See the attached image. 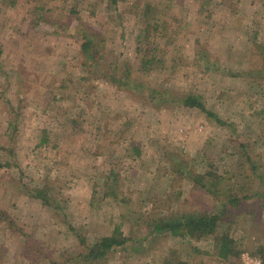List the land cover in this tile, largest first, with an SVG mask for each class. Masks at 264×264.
Masks as SVG:
<instances>
[{
	"label": "rangeland",
	"instance_id": "1",
	"mask_svg": "<svg viewBox=\"0 0 264 264\" xmlns=\"http://www.w3.org/2000/svg\"><path fill=\"white\" fill-rule=\"evenodd\" d=\"M77 31L101 44L98 65L82 66ZM0 50V264H217L212 236L146 235L150 218L228 195L241 200L218 231L244 248L240 264L260 258L264 0H0ZM188 93L215 116L179 106ZM163 152L186 172L215 160L230 194L183 180L176 199ZM116 226L127 241L88 257Z\"/></svg>",
	"mask_w": 264,
	"mask_h": 264
},
{
	"label": "trees",
	"instance_id": "2",
	"mask_svg": "<svg viewBox=\"0 0 264 264\" xmlns=\"http://www.w3.org/2000/svg\"><path fill=\"white\" fill-rule=\"evenodd\" d=\"M2 2H5L6 0H1ZM15 0H10V3H14ZM147 31V30H146ZM145 31V32H146ZM150 33V32H149ZM79 39H81L80 42V53L82 55L83 61L82 66H85L87 62H90V67L98 65L100 63V60L102 58L101 51L99 49L101 44H98L92 37L91 33H78L77 35ZM147 37H149V34H147ZM1 51V50H0ZM154 57L149 56L146 58L144 56L141 59L140 67L143 69L148 64L154 63ZM264 66V62L261 67ZM257 71L262 73L264 70L262 68H257ZM250 74V73H248ZM261 76V74H259ZM123 78H115L114 81L118 83V85H122L121 82ZM260 79V78H259ZM166 93V92H164ZM160 93L155 91L152 94V97L154 98V95H159ZM167 94V93H166ZM176 103L180 106L185 107H196L199 108L202 111H205L209 115L215 116L212 112L206 110L204 103L201 100L200 94L195 93H188L183 96H177L175 98ZM218 121L221 122L217 118ZM47 140V138H44L43 141ZM162 155H164L165 161H167L170 165L167 171H169V175L167 176L169 178V186L176 190L177 196L181 193V189L183 187V180L188 181L190 183V186L192 188H201L205 189L210 195L216 197V193L220 190V188L226 189V195L230 194V189L226 185L228 184V181L230 180V176L224 177L220 173V171H217L218 166L216 165L215 160L209 159L206 162L207 168L202 171L198 172L193 168L187 169V162H183V160L178 161H172L169 158L166 152H163ZM192 167V166H190ZM226 173L229 172V170L225 171ZM226 181V184H224L223 181ZM104 185L107 187V189L110 186V183L108 180L104 181ZM42 189H34L33 190V196L36 198L41 199L43 202H47V192L45 191V194H42ZM109 192V193H107ZM107 195L111 196L114 200L117 199L116 195L109 189L107 191ZM175 192V193H176ZM224 192V191H223ZM113 193V194H112ZM261 195H264V191L261 193ZM241 200V198H233L232 195L227 196V200L223 201L219 208H212L211 210L207 211H190L188 213H183L177 217H169V218H163V219H153L150 218V226L148 227V235H146V238L149 236L156 237L157 235H166L170 238H183V239H193L198 240L202 237L206 236H212L213 237V249H214V257L215 260L213 262L219 264V263H226V264H240V256L243 252L244 248H241L237 241L233 239L228 232H219L218 227L221 222V214H225L226 211V205L233 204L237 205V203ZM1 217H5V214H1ZM127 239L123 236L122 230H120V226H116L113 229V232L110 235L104 236L100 239V241L94 243L91 248H89V251L87 253L88 257H91L93 259H98L101 257H105L106 254L115 246H121L123 245ZM252 254L258 255L263 263H264V247L260 246V248H257L256 250L251 251ZM214 258H212L213 260ZM171 260H166L165 264H171ZM186 264H193L194 261L187 262L183 261ZM197 264H201L198 262Z\"/></svg>",
	"mask_w": 264,
	"mask_h": 264
},
{
	"label": "built area",
	"instance_id": "3",
	"mask_svg": "<svg viewBox=\"0 0 264 264\" xmlns=\"http://www.w3.org/2000/svg\"><path fill=\"white\" fill-rule=\"evenodd\" d=\"M242 262L243 264H263L260 258L252 256L247 252L242 254Z\"/></svg>",
	"mask_w": 264,
	"mask_h": 264
}]
</instances>
